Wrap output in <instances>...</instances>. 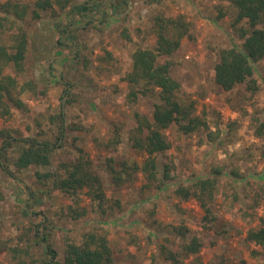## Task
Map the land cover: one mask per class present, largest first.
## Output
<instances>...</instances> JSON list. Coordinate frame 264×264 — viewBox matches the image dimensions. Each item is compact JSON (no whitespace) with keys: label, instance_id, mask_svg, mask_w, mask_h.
Returning a JSON list of instances; mask_svg holds the SVG:
<instances>
[{"label":"rangeland","instance_id":"rangeland-1","mask_svg":"<svg viewBox=\"0 0 264 264\" xmlns=\"http://www.w3.org/2000/svg\"><path fill=\"white\" fill-rule=\"evenodd\" d=\"M8 1L0 0V42L11 47L15 36L25 31L29 44L24 70L18 73L25 90L14 92L25 107L7 101L12 113L0 115V131L57 143L50 170L83 154L101 178L106 199L100 206L86 189L75 198L59 190L40 191L34 172L47 168L18 171L14 161L24 143L15 142L7 148L8 160L0 158L16 175L13 178L0 163V264H16L14 247L28 250L21 256L33 264L45 262L42 242L35 237V226L43 218L45 227L40 229L50 233L60 259L68 241L97 232L107 235L116 261L127 264H175L164 256L162 246L175 251L181 264H264V249L246 241L248 230L259 227V217L264 216V133L257 134L264 121V58L255 63V94L245 91L246 84L227 92L214 80L219 50L243 41L239 28L247 26L236 23V7L228 0H98L99 7L82 13L93 21L89 24L81 14L67 10H44L38 19L27 15L14 22V12L3 6ZM11 1L31 5L35 0ZM158 14H184L191 23L195 38H185L170 56L171 73L181 83L179 99L193 101L194 115L204 116L208 127L185 133L174 123L165 131L170 148L157 159L160 168L167 164L172 171L160 188L161 181L146 186L141 172L116 186L107 168L109 158L117 168L122 161L141 163L145 158L130 138L137 125L134 113L152 119L157 93H139L133 100L122 77L131 70L136 49L155 46L152 20ZM62 39L68 44L60 47L57 41ZM5 73L16 75L13 66ZM61 111L65 129L57 141ZM116 129L119 140L114 147L106 146ZM209 176L218 177L211 203L215 219L204 223L198 201H182L175 190L181 184L193 188L195 180ZM71 205L87 207L88 212L72 219ZM194 236L205 244L183 258V245Z\"/></svg>","mask_w":264,"mask_h":264},{"label":"trees","instance_id":"trees-1","mask_svg":"<svg viewBox=\"0 0 264 264\" xmlns=\"http://www.w3.org/2000/svg\"><path fill=\"white\" fill-rule=\"evenodd\" d=\"M120 1V0H118ZM160 0H149V2H159ZM237 9L236 23L244 22L247 27L239 28L242 44H233L230 47L221 48L218 52L219 58L214 67L215 83L227 92H233L242 84H246V92L255 94L259 90V84L255 78V63L264 58V0H228ZM89 2V1H88ZM102 2L95 0L93 4L76 3L75 0H35L33 4H22L9 0L3 6L6 11L14 12L13 21L25 19L27 15L31 18H40L44 10H57L67 13L81 14L85 22H88L87 16L82 13L88 10L94 11ZM223 14V13H222ZM221 16V15H220ZM8 19V17H6ZM152 33L156 37V43L153 48H138L132 54V68L122 77L130 87V94L133 100H136L138 94L148 95L157 93L158 101L154 104L152 119L142 115L139 111L134 113L137 125L132 130L130 138L133 140V146L142 150L145 154L144 160L122 161L120 168H117L112 158L107 161V168L112 174L113 183L121 186L129 181L133 175L143 173L150 186L156 181H161L160 188L171 178V166L165 164L160 168L157 154L164 153L170 148V141L166 130L172 125H178V128L185 133L194 132L198 129L208 127L204 116L194 115L195 103L182 102L178 97V91L181 83L171 73L172 62L169 59L182 45L185 38L194 39L191 32V23L184 14H158L152 20ZM93 21H89L92 24ZM3 25L0 22V26ZM59 25V24H58ZM65 34L69 32L68 28L63 30ZM129 37V35H126ZM68 39V38H67ZM60 47L66 46L68 41L58 40ZM29 37L27 32L23 31L15 36V43L10 47L6 43L0 42V115L10 116L11 106L7 101L13 102L18 108H24L25 103L16 97L14 92L20 87L18 73L23 72L25 60L28 52ZM60 52L62 50H59ZM76 60L81 59L79 51L76 54ZM51 62V67H53ZM8 66H13L16 75L6 74ZM30 89H34L32 82L27 83ZM71 86V85H70ZM68 87L66 92H68ZM25 86L19 88L21 93ZM60 140L64 129V113L60 112ZM257 134L264 133V121L258 125ZM116 137L109 140L106 146L114 147L113 144L119 140V131H115ZM0 158L8 160L7 148L17 141L24 143L18 157L14 161L15 168L18 171L28 169L31 166L47 168V170L37 169L34 174L36 183L40 185V191L49 192L59 190L67 193L71 197H77L81 191L86 189V193L102 206L106 199L103 189V183L99 175L93 169L92 164L83 154L74 162H62L56 170L48 169L52 162V154L57 147V143H52L46 139L37 137L17 138L11 135L8 130L0 131ZM5 171L16 178V175L0 161ZM62 170V171H60ZM233 173L237 172L233 170ZM161 174V177H159ZM192 187L179 185L175 194L182 201L191 198L198 201L199 205L205 211L204 223L214 221L213 209L211 203L215 200L218 190V177L209 176L198 178L192 183ZM32 190L31 195H35ZM88 212L87 207H69V216L72 219H79ZM25 215H29V210H24ZM43 218V217H42ZM45 219H41L36 224V235L42 242V246L47 256L43 264H127L116 261L109 239L104 233L86 232L78 241H68L66 244L64 258L58 257V252L50 239V233L41 230L45 227ZM260 226L250 228L247 232L246 241L254 243L258 248L264 249V216L259 217ZM44 222V223H43ZM185 236L184 231L179 232ZM204 241L194 236L190 242L183 245L181 255L187 257L200 251L204 246ZM13 256L17 259L16 264H33L21 253L28 254V250L18 251L12 248ZM162 252L167 259H172L175 264H181L175 251L168 250L162 246Z\"/></svg>","mask_w":264,"mask_h":264}]
</instances>
